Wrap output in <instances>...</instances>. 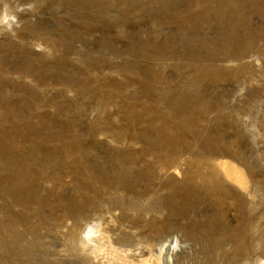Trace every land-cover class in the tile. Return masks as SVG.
<instances>
[{
	"label": "rangeland",
	"instance_id": "obj_1",
	"mask_svg": "<svg viewBox=\"0 0 264 264\" xmlns=\"http://www.w3.org/2000/svg\"><path fill=\"white\" fill-rule=\"evenodd\" d=\"M225 1L0 0V264H264V0Z\"/></svg>",
	"mask_w": 264,
	"mask_h": 264
},
{
	"label": "bare ground",
	"instance_id": "obj_2",
	"mask_svg": "<svg viewBox=\"0 0 264 264\" xmlns=\"http://www.w3.org/2000/svg\"><path fill=\"white\" fill-rule=\"evenodd\" d=\"M197 1V0H196ZM206 1V0H205ZM211 1V0H210ZM225 1V0H224ZM103 2H104V0H103ZM163 2V1H162ZM167 2V1H166ZM201 2V1H200ZM204 2V1H203ZM226 2V1H225ZM215 3V2H214ZM202 4V3H201ZM209 4V3H208ZM199 5V4H198ZM192 9V8H191ZM211 9V8H210ZM192 11V10H191ZM206 11V10H205ZM209 11H211V10H209ZM215 11V10H214ZM195 12V11H194ZM5 13V12H4ZM194 15H195V13H194ZM196 16V15H195ZM13 16H11V14H9V13H5L3 16L1 15V17H0V23L2 24V25H6L7 27H11V26H13L12 25V23H13ZM198 19V18H197ZM193 22V21H192ZM192 24V23H191ZM196 27V26H195ZM196 30V29H195ZM231 35V34H230ZM235 35V34H234ZM139 36V35H138ZM149 37V36H148ZM159 37V36H158ZM157 37V39H159ZM139 38V37H138ZM147 38V37H146ZM154 38V37H153ZM204 38V37H203ZM148 39V38H147ZM230 39V38H229ZM155 40V39H154ZM137 41V40H136ZM151 41V40H150ZM156 41V40H155ZM158 41V40H157ZM144 42H146V41H144ZM160 42V41H159ZM232 42V41H231ZM135 43V42H134ZM151 43V42H150ZM153 43V42H152ZM136 44H138V43H136ZM142 45V44H141ZM148 45V44H147ZM170 45V44H169ZM169 45H167V46H169ZM134 46V45H133ZM138 46V45H137ZM151 46V45H150ZM156 46V45H155ZM148 47V46H147ZM230 47V46H229ZM214 48V47H213ZM137 49V48H136ZM143 49V48H142ZM160 49V48H159ZM138 50V49H137ZM147 50V49H146ZM151 50V49H150ZM152 51V50H151ZM165 51V50H164ZM239 51V50H238ZM152 52H154V51H152ZM151 52V53H152ZM157 52V51H156ZM237 52V51H236ZM129 53H131V50H130V52ZM135 53V52H134ZM149 53V52H148ZM165 53H167V52H165ZM173 53V52H172ZM229 53V52H228ZM227 53V54H228ZM133 54V53H132ZM140 54H141V52H140ZM158 54V53H157ZM156 54V55H157ZM162 54V53H161ZM237 54V53H236ZM142 55V54H141ZM155 55V54H154ZM166 55V54H165ZM145 56V55H144ZM158 56V55H157ZM164 56V55H163ZM241 56V55H240ZM239 56V57H240ZM133 57V56H132ZM137 57V56H136ZM139 57V56H138ZM162 57V56H161ZM165 57V56H164ZM220 57V56H219ZM225 57V56H224ZM153 58H155V57H153ZM234 58V57H233ZM141 59H143V58H141ZM145 59V58H144ZM151 59V58H150ZM195 59V58H194ZM135 60V59H134ZM152 60V59H151ZM163 60V59H162ZM202 60V59H201ZM208 60H210V59H208ZM214 60V59H213ZM223 60H225V59H223ZM235 60V59H234ZM221 61H222V59H221ZM145 62H147V61H145ZM202 62H203V60H202ZM208 62V61H207ZM211 62H213V61H211ZM151 63V62H150ZM198 63H199V61H198ZM141 64V63H140ZM148 64V63H147ZM200 64V63H199ZM153 65V64H152ZM137 66V65H136ZM205 67H207V66H205ZM152 68V67H151ZM150 68V69H151ZM157 68V67H156ZM158 70V69H157ZM153 71V70H152ZM179 77V76H178ZM156 79V78H155ZM165 79V78H164ZM147 80V79H146ZM145 81V80H144ZM164 81V80H163ZM67 82V81H66ZM147 82V81H146ZM155 82V81H154ZM142 84V83H141ZM166 84V83H165ZM187 84V83H186ZM201 84V83H200ZM144 85V84H143ZM146 85V84H145ZM152 85V84H151ZM160 85V84H159ZM163 85V84H162ZM163 86H165V85H163ZM144 87V86H143ZM147 87V86H146ZM159 87V86H158ZM170 87H171V85H170ZM162 88V87H161ZM155 89V88H154ZM179 89V88H178ZM194 89V88H193ZM146 90H147V88H146ZM156 90H158V89H156ZM174 90H175V88H174ZM152 93V92H151ZM155 93V92H154ZM181 93V92H180ZM179 93V94H180ZM187 93V92H186ZM189 94H191V93H189ZM154 95V94H153ZM158 95V94H157ZM177 95V94H176ZM167 96V95H166ZM187 96H188V94H187ZM80 97V96H79ZM173 97V96H172ZM175 97H177V96H175ZM194 97V96H193ZM207 97V96H206ZM162 98V97H161ZM165 98V97H164ZM171 99V98H170ZM194 99V98H193ZM197 99V98H196ZM195 99V100H196ZM175 101V100H174ZM177 101V100H176ZM201 101V100H200ZM151 102V101H150ZM196 102L199 104V102L196 100ZM162 103V102H161ZM164 103V102H163ZM166 103H167V101H166ZM186 103H188V102H186ZM170 104H171V102H170ZM166 105V104H165ZM178 105V104H177ZM185 106V105H184ZM196 106V105H195ZM181 107V106H180ZM170 109V108H169ZM222 109V108H221ZM131 113V112H130ZM134 113V112H133ZM127 116H129V115H126L125 117H127ZM133 116V115H132ZM131 116V117H132ZM130 117V116H129ZM149 118V117H148ZM143 120V119H142ZM137 123V122H136ZM158 134V133H157ZM137 144V143H136ZM76 145V144H75ZM78 146V145H77ZM168 147V146H167ZM57 148V147H56ZM72 148V147H71ZM155 148V147H154ZM52 149V148H51ZM76 150V149H75ZM224 155H226L225 153H224ZM73 157V156H72ZM28 161V160H27ZM27 161H25L26 163H27ZM31 161V160H30ZM35 161V160H34ZM49 162V161H48ZM226 162V161H225ZM225 162H222V163H218L217 164V166H218V168H219V170L221 171V173H222V175L227 179V180H229V181H231V182H233V183H235L236 185H238L239 186V188L240 187H242V185H243V179H242V174H241V171L240 170H238L236 167H233V165H230V164H228V163H225ZM24 164V163H23ZM35 164V163H34ZM48 164V163H47ZM72 164V163H71ZM11 165H13V164H11ZM18 165V164H17ZM16 165V166H17ZM33 165V164H32ZM38 165V164H37ZM36 165V166H37ZM45 165V164H44ZM15 166V168H17ZM24 166V165H23ZM39 167V166H38ZM10 168V167H9ZM22 168V167H21ZM2 169V168H1ZM10 169H12V168H10ZM42 170H43V168H42ZM4 171V170H3ZM22 171V170H21ZM13 172V171H12ZM30 172V171H29ZM88 172V171H87ZM1 173V172H0ZM11 173V172H10ZM21 173V172H20ZM31 173V172H30ZM41 173H42V171H41ZM44 173V172H43ZM243 173V172H242ZM22 174V173H21ZM21 174L19 175V176H21ZM25 174V173H24ZM46 174V173H45ZM175 174V173H174ZM2 174H0V176H1ZM11 175H12V173H11ZM16 175V174H15ZM28 175H30V174H28ZM33 175V174H32ZM38 175V174H37ZM41 175V174H40ZM44 175V174H43ZM3 176V175H2ZM6 176V175H5ZM4 176V177H5ZM25 176V175H24ZM10 177H12V176H10ZM31 177V176H30ZM56 177V176H55ZM6 178V177H5ZM9 178V177H8ZM29 178V177H28ZM37 178V177H36ZM13 179H14V177H13ZM32 179V178H31ZM30 179V180H31ZM87 179V178H86ZM1 180V179H0ZM4 180V179H3ZM15 180V179H14ZM29 180V179H28ZM39 180V179H38ZM44 180V179H43ZM12 181V180H11ZM18 181H19V179H18ZM1 182V181H0ZM24 182H25V180H24ZM37 182V181H36ZM39 182V181H38ZM38 182H37V184H38ZM12 183V182H11ZM21 183V182H20ZM40 183V182H39ZM3 184V183H2ZM8 184V183H7ZM31 185V184H30ZM111 185V184H110ZM16 186V185H15ZM17 186H21V184L20 185H17ZM16 186V187H17ZM23 186V185H22ZM38 186V185H37ZM26 187V186H25ZM24 187V188H25ZM111 187V186H110ZM245 187V186H244ZM243 187V188H244ZM5 188H6V186H5ZM23 188V187H22ZM65 188V187H64ZM1 189V188H0ZM4 189V188H3ZM7 190V189H6ZM23 190V189H22ZM1 191V190H0ZM20 191V190H19ZM18 191V192H19ZM35 191V190H34ZM10 194H12V193H10ZM35 194V193H34ZM15 196V195H14ZM34 196V195H33ZM13 197V196H12ZM16 198V197H15ZM18 199H20V198H18ZM32 200V199H31ZM15 201V200H14ZM21 202V201H20ZM25 202H27V201H25ZM18 203V202H17ZM29 204V203H28ZM27 204V205H28ZM38 204V203H37ZM33 205V204H32ZM18 206V205H17ZM29 206V205H28ZM21 208H23V206L21 207ZM20 207H19V209H21ZM101 237V236H100ZM152 248V247H151ZM161 248V247H160ZM163 250V249H162ZM116 252V251H115ZM114 252V253H115ZM159 253V252H158ZM117 254H118V252H117ZM123 255H125V252H123L122 253ZM116 255V254H115ZM156 255V256H155ZM153 254L152 252H148V256H144V257H140V258H135L134 257V259H131L128 263L129 264H161L160 263V259H159V257L157 256V254ZM121 258H124L123 256L121 257ZM120 258V259H121ZM126 258V257H125ZM127 261V260H126ZM125 261V262H126ZM171 261V257H169V258H167V260H166V263H169ZM124 263V262H123ZM165 263V262H164ZM122 264V263H121Z\"/></svg>",
	"mask_w": 264,
	"mask_h": 264
}]
</instances>
